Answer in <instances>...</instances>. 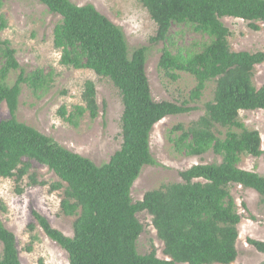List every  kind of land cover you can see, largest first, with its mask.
Returning a JSON list of instances; mask_svg holds the SVG:
<instances>
[{
    "label": "trees",
    "instance_id": "1",
    "mask_svg": "<svg viewBox=\"0 0 264 264\" xmlns=\"http://www.w3.org/2000/svg\"><path fill=\"white\" fill-rule=\"evenodd\" d=\"M7 1L16 0H0V31L7 28L1 14ZM36 1L61 17L54 29L61 64L91 70L119 90L124 107L122 145L109 162L98 166L18 121L23 86L42 97L51 90L55 72L21 71L11 85L9 78L20 70V64L11 42L0 38V107L6 103L11 114L10 119L0 122V180L15 178L20 183L30 176L32 185H45L31 175L33 162L59 177L61 182L52 188H65L61 210L65 216L76 217L74 236L64 235L39 214L36 219L46 235L68 253L69 264L234 263L241 216L230 186L255 190L264 199V176L240 168L243 156L264 154L259 131L248 129L240 120L242 111L264 110V86L258 89L253 82L255 67L264 62V53L233 52L231 33L222 19H241L258 31L257 23H264V0H140L157 25L150 42L165 44L159 61L165 77L173 82L181 73L195 77L192 102L202 98L210 82L216 84L214 100L206 105L205 114L188 128L178 125L172 130L174 150L189 157L213 153L222 161L195 165L181 173L182 183L149 191L137 203L131 196L133 185L144 167L156 164L150 143L155 125L194 108L187 102L153 99L146 71L149 48L130 54L122 29L95 6L80 7L70 0ZM184 29L201 35V41L176 44L174 35ZM83 103L71 111L62 107L60 117L78 128L86 115L92 120L99 116L92 81L85 83ZM140 212L153 217L170 260H161L155 253L139 254L137 242L143 232L137 218ZM248 242L264 253L263 242ZM0 243V264H22L16 236L1 216Z\"/></svg>",
    "mask_w": 264,
    "mask_h": 264
},
{
    "label": "rangeland",
    "instance_id": "2",
    "mask_svg": "<svg viewBox=\"0 0 264 264\" xmlns=\"http://www.w3.org/2000/svg\"><path fill=\"white\" fill-rule=\"evenodd\" d=\"M70 1L80 7L88 4L95 6L120 27L130 54L141 47L149 48L146 71L155 101L187 102L194 108L190 113L167 117L155 125L150 143L156 164L143 168L132 188L133 202L143 200L149 191L182 183L181 173L195 165L220 163L222 159L213 153L189 157L174 150L170 141L172 130L178 125L188 128L205 114L206 105L214 100L216 84L210 82L202 98L192 102L191 94L197 84L195 77L181 73L177 82L165 77L159 69L165 44L150 42L156 35L157 25L141 1ZM1 14L7 20V28L0 31V38L11 42L20 64V70L11 74L9 83L13 85L21 71L27 74L36 69L55 72L51 90L42 97L36 96L26 85L23 86L16 113L18 121L54 138L66 149L90 159L98 166L109 162L122 145L121 119L124 107L119 90L109 79L99 77L91 70H76L61 64L62 53L54 46V29L61 17L51 13L44 4L36 0L7 1ZM222 21L230 30L229 45L233 52L264 53V23H257L260 29L256 31L249 22L241 19L224 18ZM173 41L186 45L201 41V35L184 29L183 33L174 35ZM87 81L96 85L99 116L92 120L86 115L81 125L75 128L60 117L59 110L65 106L71 111L74 106L84 104L83 91ZM253 82L258 89L264 86V62L255 67ZM10 118V111L4 103L0 107V122ZM240 120L248 129L259 131L264 151V110L242 111ZM240 168L264 176V154L258 158L243 156ZM33 174L45 185H32L30 176L20 183L15 178L0 180L1 219L16 236L22 264H69L68 253L46 235L36 219V214H39L64 235L74 236L76 217L65 216L61 210L65 188H52L61 180L44 165L33 162ZM63 185L66 187V184ZM230 193L241 216L238 257L232 264H262L264 253L248 241L253 239L264 243V199L255 190L240 185H231ZM137 218L143 225V232L137 242L139 254L155 253L161 260H170L165 253V244L154 227L153 217L147 212H140ZM2 250L0 243V254Z\"/></svg>",
    "mask_w": 264,
    "mask_h": 264
}]
</instances>
